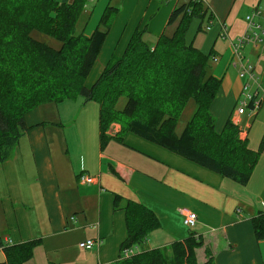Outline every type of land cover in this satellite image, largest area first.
Returning a JSON list of instances; mask_svg holds the SVG:
<instances>
[{
	"label": "crops",
	"instance_id": "crops-1",
	"mask_svg": "<svg viewBox=\"0 0 264 264\" xmlns=\"http://www.w3.org/2000/svg\"><path fill=\"white\" fill-rule=\"evenodd\" d=\"M182 1L110 0L108 6L117 8V13L89 75L99 56L105 55L103 64H98L99 77L109 58L121 56L133 32L146 21L144 38L154 41L167 29L170 35L174 25H167L168 17ZM201 1L213 16L211 27L204 36H195L200 22L194 19L185 38L187 42L195 39L201 52L212 50L217 57L212 75L220 86L210 106L215 130L220 132L230 119L240 130L239 138L255 151L260 139L254 143V138L260 127L255 132L253 127L261 123L264 128V120L251 123L261 111L264 114V98L254 112H235L243 81L237 75L230 41L245 31V16L255 9L260 15L254 21L264 30V0ZM99 5L100 0L83 28L86 36ZM261 39L257 46H244L241 56L254 64L264 84V33ZM98 77L90 84L85 80V85L90 87ZM29 113L25 116L27 131L10 157L0 163V246L40 241L24 264L33 263L35 257L51 263V255H62L63 263L57 264H112L126 237L124 211L114 208L116 197L121 206L126 200L142 204L158 220L159 227L140 249L167 248L174 241L194 236L203 241L195 250L198 264H264V239L256 240L250 222L259 210L264 211V149L242 186L132 133L124 134L121 142L110 138L101 148L98 120L96 131L92 127L80 130L63 143L52 131L48 139L43 122L59 120L57 105H43ZM119 131L120 126L113 123L107 134L113 137ZM181 208L196 214L193 227L182 224ZM88 239L98 245L91 250L80 248L78 244ZM4 261L0 247V263Z\"/></svg>",
	"mask_w": 264,
	"mask_h": 264
},
{
	"label": "trees",
	"instance_id": "trees-1",
	"mask_svg": "<svg viewBox=\"0 0 264 264\" xmlns=\"http://www.w3.org/2000/svg\"><path fill=\"white\" fill-rule=\"evenodd\" d=\"M90 0H0V163L7 160L27 131V113L46 103H60L80 96L96 101L100 147L110 138L122 141L135 134L185 158L223 178L246 185L260 153L239 138V128L228 119L220 132L210 106L220 81L212 75L215 53L204 54L187 42L191 22L198 19L195 36L211 27L213 16L201 0H183L171 11L167 25L170 35L161 33L150 43L146 29H136L121 56L112 55L98 79L90 86L85 80L97 60L116 8L107 6L93 32L86 36L78 29ZM44 34L59 43L54 48L38 40ZM124 97L122 109H116ZM194 110L179 133L177 122L188 103ZM120 131L107 134L111 124ZM114 200V208L125 215L126 237L118 258L112 264H198L195 250L200 238L189 236L167 248L143 250L148 235L159 227L154 213L138 202ZM256 240L264 239V211L250 219ZM39 240L1 245L5 261L24 264L33 255ZM133 247L138 251L125 257ZM209 260L207 261V263ZM51 264V263H50Z\"/></svg>",
	"mask_w": 264,
	"mask_h": 264
},
{
	"label": "rangeland",
	"instance_id": "rangeland-1",
	"mask_svg": "<svg viewBox=\"0 0 264 264\" xmlns=\"http://www.w3.org/2000/svg\"><path fill=\"white\" fill-rule=\"evenodd\" d=\"M97 1L98 0H90L87 3V5L85 7V13L82 16L81 21L78 23V29L81 27V25H84V23H88L89 18L91 16V14H90L91 10ZM109 1L110 0H100V5H99L100 8L98 7V10L96 11V16L94 17V19H92V21L90 22V24L88 25V28L86 30L88 33L90 32L88 35H90L92 33V31L98 25L100 16L103 13L102 10H104L108 6ZM101 6H102V8H101ZM116 13L112 16V19H111L110 24H109V30L111 28V23L114 21V17L116 15ZM146 25H147V21L144 23V25L142 26L141 29H145ZM109 30H108V32H109ZM168 31H169V29H167V31L165 32L167 35H168ZM199 35L201 36V35H203V33H200ZM35 37L38 40L45 42L54 48L59 47V43L55 39H53L47 35L40 34V35H35ZM153 39L154 38H152V37L151 38H149V37L145 38V40L150 42V43H152ZM242 52H243V50L241 51V53ZM104 59H105V55H102L101 57L99 56V59L97 61L96 66L93 68L91 74L86 79L87 84L92 83L94 81V79H96V77H98V74L100 72L101 65L103 64ZM99 63L101 64L100 66L98 65ZM252 65H254V64L252 63ZM213 71H214V69H213ZM125 103H126V99L124 97H121L116 104V109H122L123 106L125 105ZM51 104L57 105L58 110H59V120L55 124H47L48 122H43V124H45L44 128H46V135H47L48 139L50 138V134L52 131L57 132L58 138L62 143L64 142V140H66V138L68 140L69 139L68 137H70L71 134L75 136L77 134V132L80 130L89 129V131H90L91 127H92V130L96 131V129H97L96 109L97 108L99 109V105L96 101H88V102L84 103V100L82 99V97L78 96L75 99H65V100L61 101L60 103H56V104L46 103V104L40 105L39 107H41L43 105L51 106ZM39 107H37L36 109H38ZM194 107H195L194 104L190 102L187 104V106L183 110V112H182V114H181V116L177 122V126H176V132L177 133H179L181 131L185 122L191 116V114L194 110ZM237 107H238V104H236V108ZM263 110H264V108H263ZM97 113H98V110H97ZM247 113H250V112L248 111ZM261 118H263V120H264L263 111H261V114H259L257 117L256 116L254 117L251 124L252 125L257 124V121H260ZM259 127H260V132H258V135L256 134V138H254V143H258L257 142L258 139H260V141H261V137L264 133L263 132L264 128L261 125V123L254 125L253 131L255 132V130H257V129L259 130ZM246 131L248 132V130H246ZM251 139H252L251 141L253 143V138H251ZM260 141H259V144H260ZM50 257H52V259L50 258L51 264L63 263L62 262L63 261L62 255H51ZM30 264H45V261L39 257H35V261H33V263H30ZM48 264H50V263H48Z\"/></svg>",
	"mask_w": 264,
	"mask_h": 264
},
{
	"label": "built area",
	"instance_id": "built-area-1",
	"mask_svg": "<svg viewBox=\"0 0 264 264\" xmlns=\"http://www.w3.org/2000/svg\"><path fill=\"white\" fill-rule=\"evenodd\" d=\"M259 15L260 11L258 9L252 10L250 14L246 15L245 31L237 36L233 41H230L237 58V75L243 81L240 90V98L237 102L238 107L235 111L237 114H243L247 110L250 112L256 111L264 98V84L260 83L259 78L254 71V66L248 63V61H243V57L241 56V50L244 46H257L262 41L261 35L264 33V30L258 23L254 21V18L258 17ZM223 35L224 37L228 36L225 28ZM81 179L85 182L92 181L91 178L82 177ZM178 213L181 217V222L185 227L191 228L195 225L197 216L194 212L185 208H181L178 210ZM78 245L82 249L91 250L95 247V245H98V241L88 239L80 242ZM138 250V247H133L125 250L123 255L128 257Z\"/></svg>",
	"mask_w": 264,
	"mask_h": 264
}]
</instances>
